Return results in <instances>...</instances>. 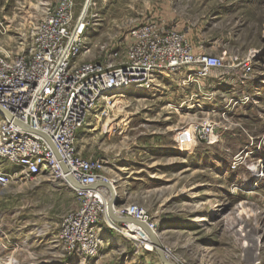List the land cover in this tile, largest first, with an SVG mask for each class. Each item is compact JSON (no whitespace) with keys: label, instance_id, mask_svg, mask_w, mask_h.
Segmentation results:
<instances>
[{"label":"rangeland","instance_id":"obj_1","mask_svg":"<svg viewBox=\"0 0 264 264\" xmlns=\"http://www.w3.org/2000/svg\"><path fill=\"white\" fill-rule=\"evenodd\" d=\"M52 1L0 0V48L28 50ZM75 13L86 22L77 62L123 50L129 28L149 20L223 59L193 83L177 76L161 92L124 93L107 116L87 119L76 148L103 159L123 201L159 223L171 261L264 264V0H75ZM205 120L214 125L210 143L193 135ZM44 178L15 173L0 191V264L160 263L155 250L141 251L122 234L83 263L64 257L57 235L77 198Z\"/></svg>","mask_w":264,"mask_h":264},{"label":"built area","instance_id":"obj_2","mask_svg":"<svg viewBox=\"0 0 264 264\" xmlns=\"http://www.w3.org/2000/svg\"><path fill=\"white\" fill-rule=\"evenodd\" d=\"M85 26L84 17L75 13V0H53L35 26L28 50L0 48V160L16 168L11 171L0 162V191L15 173L45 176L72 190L76 209L62 218L57 242L64 257L80 263L96 257L103 242L101 222L141 251L155 250L141 224L160 233L157 222L136 203L124 200L112 206L113 214L127 221L109 216L106 185L116 187L105 161L85 159L76 148L87 119L107 116L122 93L161 92L174 77H186L189 84L223 67L221 57L196 52L185 32L153 20L130 27L123 50L111 47L101 58L77 62ZM193 135L213 142L214 125L205 120Z\"/></svg>","mask_w":264,"mask_h":264},{"label":"water","instance_id":"obj_3","mask_svg":"<svg viewBox=\"0 0 264 264\" xmlns=\"http://www.w3.org/2000/svg\"><path fill=\"white\" fill-rule=\"evenodd\" d=\"M36 133L47 139V137L44 134H42L40 132H36ZM97 185H100V184H97ZM106 186L110 189V192H111V197L108 200V214H109V216L117 222L127 221L126 218L117 217L113 214L112 206L120 203L121 201L118 198V196L116 195L117 194L116 189L113 188V186L110 184H107ZM80 187L84 188L83 186H80ZM135 223L139 224V222H136V221H135ZM141 225L144 227L145 230H147V232L149 234L150 240L152 241V243L155 247V253L157 254V256L159 258L160 264H177V263H175L169 259V255L166 252V250H165V248H164V246L160 240L159 235L157 233H155L153 230H150L145 224H141ZM157 226H159V223H157Z\"/></svg>","mask_w":264,"mask_h":264},{"label":"crops","instance_id":"obj_4","mask_svg":"<svg viewBox=\"0 0 264 264\" xmlns=\"http://www.w3.org/2000/svg\"><path fill=\"white\" fill-rule=\"evenodd\" d=\"M44 177L45 176H42L40 178H44ZM44 179H47V178L45 177ZM55 185L59 186V187H63L65 189H67V190H70L68 187H66V186H64V185H62V184H60L58 182H56ZM116 185H117V183H116ZM116 187H117V190H116L117 191V196L120 199V201L122 202L123 198H122V195H121V188H119V183H118V185ZM70 191L73 193L72 190H70ZM99 232H100V234L103 237V245H104V242H105L106 245L111 244L112 242H114L116 235H121L118 232H115L113 230L108 229V227L104 224V222L100 223ZM56 242H57V240H56ZM123 243H124V241H123ZM56 246H57V244H56ZM125 248H126L125 245H122V250L121 251H124ZM149 258H150V256L148 257V259L145 258V259H147L146 260L147 262L151 261V259H149ZM158 264H160V263H158Z\"/></svg>","mask_w":264,"mask_h":264},{"label":"bare ground","instance_id":"obj_5","mask_svg":"<svg viewBox=\"0 0 264 264\" xmlns=\"http://www.w3.org/2000/svg\"><path fill=\"white\" fill-rule=\"evenodd\" d=\"M127 92V91H126ZM139 92H141V91H139ZM130 93H133V92H130ZM134 93H137V92H134ZM125 96V94L124 93H122L121 95H120V97L119 98H123ZM100 236H101V234H100Z\"/></svg>","mask_w":264,"mask_h":264}]
</instances>
